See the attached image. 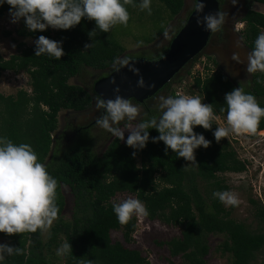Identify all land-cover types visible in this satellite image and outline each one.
<instances>
[{
  "label": "trees",
  "instance_id": "16d2710c",
  "mask_svg": "<svg viewBox=\"0 0 264 264\" xmlns=\"http://www.w3.org/2000/svg\"><path fill=\"white\" fill-rule=\"evenodd\" d=\"M162 1L170 10L171 18L177 16L184 6V0ZM253 2L264 5V0ZM9 9L6 3L0 6V17L9 14ZM241 22L246 25L243 35L252 50L257 36L264 32V14L250 9ZM95 28V21L82 18L79 25L69 30L48 28L44 32H30L21 19L17 30L19 37L35 41L44 35L62 41L65 55L60 60L46 54L35 56L34 44L30 47L20 45L19 54L8 60L0 57V78L6 72H24L29 75L31 86L30 93L20 90L13 96L0 94V137H7L16 145L26 143L32 147L38 162L43 163L48 173L58 181L56 203L60 210L47 241L40 230L11 236L0 233L9 240L4 244L19 247L22 251L20 255H5L0 264H52L49 260L51 254L66 241L70 243L72 253L63 256L64 263L53 264H87L88 261L92 264H151L140 251L112 239L113 231H121L125 242L132 244L137 230L135 216L122 225L113 211L117 194L126 193L145 205L148 220L180 229V237L165 243L173 258L182 256L187 264H207L206 257L210 252L208 238L219 235L225 238L223 248L231 256V264H264V207L258 210L260 228L252 232L244 224L230 219L218 198H212L210 206L194 183V178L200 177L216 187V191H226L228 186L218 174L245 170V164L237 159L232 147L216 142L213 135L218 127L216 122L211 130L194 127V132L211 141L207 149H196V170L188 168L187 161L170 149L166 154L162 141L153 143L151 138L159 135L155 129H149V141L139 151L127 146L126 140L120 141L115 137L100 156L92 147L89 130L73 146L60 149V137L53 139V133L58 129L59 114L63 110L86 111L97 97L94 89L88 91L84 86L70 84V80L80 76L84 68L108 70L125 53L120 44L112 41L109 33L97 29L96 35L90 38L88 33ZM164 32L165 29L160 34ZM86 43L93 46L85 49ZM167 49L157 55L148 52L126 56L123 60L146 56L158 59ZM263 84L264 76L254 80L251 90L243 88L256 97L262 108L264 99L259 101L258 98L264 97ZM196 86L205 104H212L214 114L226 117L225 94L237 86L221 73L204 80L197 78ZM172 96H176V92ZM221 108L225 111L221 112ZM153 115L156 114L151 112L147 118ZM259 132H264V117H261ZM134 151L135 157L132 155ZM49 156L50 160H47ZM65 187L70 189L73 197L71 220L63 217L67 206ZM259 255L261 262L258 261Z\"/></svg>",
  "mask_w": 264,
  "mask_h": 264
},
{
  "label": "clouds",
  "instance_id": "9594fccd",
  "mask_svg": "<svg viewBox=\"0 0 264 264\" xmlns=\"http://www.w3.org/2000/svg\"><path fill=\"white\" fill-rule=\"evenodd\" d=\"M5 3L10 6V22L18 23L23 19L30 32H44L48 28L69 30L79 25L82 18L95 21L96 28L88 33L90 38L96 35L97 29L108 33L117 25L127 27L130 14L126 6H137L134 0H0V6ZM138 6L141 11L147 10L151 15V0H141ZM204 7L203 0L195 4L198 13H202ZM225 17L222 11L207 13L199 16L197 23L205 31L215 33L222 29ZM34 43L35 56L46 54L60 60L65 55L62 41L40 35ZM92 46L86 43L84 48ZM247 61L248 73H264V32L257 36ZM126 63L127 60L118 59L113 67L118 70L117 64ZM224 100L227 127L218 126L213 132L216 142L227 138L230 133L255 135L261 117H264V108L260 107L256 97L246 93L242 87H236L225 94ZM96 109L103 110L96 118V125L120 141L125 140L126 129L129 132L126 144L130 148L136 151L144 149L149 141V129H155L159 135L151 138L153 143L162 141L166 146V154L170 149L177 157L195 164L194 150L200 147L207 149L211 141L194 132V127L202 126L205 130H211L218 120L212 104L203 103L199 96L181 94L159 96L156 104L159 115L149 118H143L147 117V113L142 116L143 110L138 104L120 95L107 100L97 96ZM220 111L224 112L225 109L221 108ZM137 120L139 122L133 126L132 122ZM122 122H125L123 128L120 127ZM136 151L132 153L133 157ZM57 187L58 181L48 173L43 163L38 162V156L29 144L16 145L7 137H0V233L11 236L35 233L37 230L49 232L53 222L59 218ZM213 196L225 206H238L240 203L239 198L230 191H216ZM113 211L122 225L127 224L134 215H149L145 205L131 197L113 203ZM69 253H72V247L66 241L57 250V255ZM20 254L22 251L19 247L0 244V261L5 259V255ZM87 264H92V261Z\"/></svg>",
  "mask_w": 264,
  "mask_h": 264
},
{
  "label": "rangeland",
  "instance_id": "374dc122",
  "mask_svg": "<svg viewBox=\"0 0 264 264\" xmlns=\"http://www.w3.org/2000/svg\"><path fill=\"white\" fill-rule=\"evenodd\" d=\"M231 1L237 3V0ZM249 2L252 10L264 14V5L254 3L253 0H249ZM134 3L137 5L136 7H132L131 5L126 6L130 14L127 27L117 25L108 32L112 41L120 44L125 49V53L119 60H123L126 56L143 55L145 53L148 54V52H153L154 55H157L162 50L168 48L172 39L183 27V24H185L183 22L188 18L187 13L190 11L189 9L192 4L191 0H184V4H186L185 8L187 9L182 10L175 18H171V12L162 0H151V15L148 14L147 10H140L138 5L141 3V0H134ZM19 28L20 21L18 23H11L8 13L0 17V57L8 60L10 57L19 54L20 45L30 47L35 44L32 39L19 37L17 34ZM237 28H240L239 33L235 30H233V34L229 31L227 32V41L230 43H225V45L228 48L226 47L222 53L218 52V48L216 47L209 48L206 54L198 57L185 71L182 80L172 85L168 96H172L173 92L187 96H199L202 102L205 103L200 89L196 86V79L201 78L204 80L217 73L224 75L227 73L229 76H226L234 85L251 90L254 80H259L260 77L264 76V73L259 71L248 73L246 71L248 63L247 55L251 51L243 35L246 25L240 22ZM163 29H165V32L160 34ZM165 33H167V36H165ZM229 52H231V55H228ZM145 58L154 60L148 56ZM106 72L108 71H96L84 68L80 76L70 80V84L84 86L88 91H91L95 82L104 76ZM255 76L257 78H254ZM262 86L264 87V84ZM20 90L31 92L30 77L27 73L6 72L2 75L0 78V94L13 96ZM262 99L264 97L258 98L259 101H262ZM93 111V107H90L85 112L74 113L63 110L59 114L58 129L53 133V139L56 140L60 137V149L65 150L73 146L80 136L87 131V129L75 130L74 123H77L79 127H81L79 122L83 120H89L90 123ZM152 112L157 116L159 115L156 108ZM217 117L218 120L215 121L217 126L227 127L226 117ZM138 122L139 120L133 121V126ZM123 127L124 125L121 126V128ZM89 128L91 129L89 131L92 136V147L101 156L115 136L103 129H99L95 125H90ZM128 135L129 132L125 129V140ZM220 143L222 145L228 144L232 147L237 154V159L245 164L244 171L218 174L219 179L228 186L226 191L233 192L240 200L238 206H225L222 203V207L229 213L230 219H234L244 224L250 231L256 232L260 228V222L257 218L258 210L264 207V132H259L255 135L230 133ZM194 151L196 155V150ZM47 160H50V156ZM139 162L140 160L138 159ZM187 163L188 168L196 170L195 163L189 161ZM194 179V183L200 193L211 206L212 198H214L213 193L217 190L216 187L205 182L200 177H195ZM64 193L67 199V206L63 217L65 220H71L73 197L68 187L64 188ZM129 197L136 199L133 195L121 194L116 196L115 201L119 203ZM135 217L137 219V230L133 234L132 244L125 242L123 232L121 231L112 232V239L115 242L121 241L129 248L140 251L151 264H187L182 256L173 258L170 255L169 247L165 245L166 242L181 236L179 228L165 225L160 221H150L143 216ZM54 223L49 232L43 233L45 241H47L51 234ZM8 241V238L0 234V244L7 243ZM224 241L225 238L223 236H209L210 252L206 257L207 264H231V256L224 252ZM58 249L53 251L52 256H50L49 260L52 264L64 263V257L57 255ZM261 260L262 257L259 255L258 261L261 262Z\"/></svg>",
  "mask_w": 264,
  "mask_h": 264
},
{
  "label": "water",
  "instance_id": "95a60500",
  "mask_svg": "<svg viewBox=\"0 0 264 264\" xmlns=\"http://www.w3.org/2000/svg\"><path fill=\"white\" fill-rule=\"evenodd\" d=\"M199 0H196L198 3ZM202 13L194 10L184 26L170 42L164 54L154 60L130 58L118 70L94 84L97 96L114 99L116 95L143 103L168 86L175 78L182 77L193 61L206 54L212 32L197 23L199 16L222 11L219 0H203ZM118 90V91H117Z\"/></svg>",
  "mask_w": 264,
  "mask_h": 264
},
{
  "label": "flooded vegetation",
  "instance_id": "af4514ba",
  "mask_svg": "<svg viewBox=\"0 0 264 264\" xmlns=\"http://www.w3.org/2000/svg\"><path fill=\"white\" fill-rule=\"evenodd\" d=\"M219 1L221 3L222 12H224L226 14L225 23L222 26V29L220 31L215 32V33L212 34L211 40H210V42L208 44V47L206 49V52H208L209 48L216 47V48H218V52L222 53L226 49V47H227V45H225V43H230V42L227 41V36H228L227 35V32L229 31V32L232 33L233 30H235V31H237L239 33L240 32V28H237V26H238V24H240L241 20L244 18V16L247 13V11L251 9L249 0H237V3H235L234 1H231V0H219ZM191 3H192L191 4V7L189 9L190 11L187 13V15H188L187 17H189L190 14L192 13V11L194 10L195 4H196V0H191ZM185 7H186V4H184L182 10L187 9ZM187 19H185L183 23H185L187 21ZM183 26H184V24H183ZM162 48H164V47H162ZM222 48H224V49L222 50ZM228 55H231V52H229ZM112 69L114 71V68L113 67L107 70L108 72H106V76L110 74V72L112 71ZM226 75L229 76L227 73H226ZM106 76H104V77H106ZM179 79L180 78H176V80L174 79L168 85L169 87L168 86L165 87L159 93H157L155 96H153L152 98L146 100L143 103H138L137 101H134V100H131V101L134 104H138L142 108V110H143L142 111V116H143V113H147V117H148V115L151 114V112L156 108V104H157L158 97L161 96V95L167 97L170 94L172 85L175 82H177ZM93 89H94V87H93ZM91 107H93V110H94L93 111V116H91L92 117L91 118L92 119L91 122L89 123V120H85V121L83 120V121L79 122V124H80L81 127L77 126V123H74L75 124V127H74L75 130H84V129L85 130L86 129L89 130L90 129L89 128L90 125L97 126L96 123H95L96 118L101 115V113L103 112V110L102 109L101 110H97L96 109V98H94ZM70 112H74V111H70ZM82 112H85V111H82ZM74 113H77V112H74ZM143 118H146V117H143ZM124 123L125 122H122L120 124V127L122 125H124ZM99 129H101V128H99Z\"/></svg>",
  "mask_w": 264,
  "mask_h": 264
}]
</instances>
